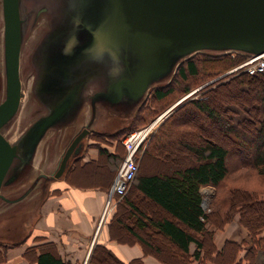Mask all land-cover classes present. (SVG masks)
Returning <instances> with one entry per match:
<instances>
[{
	"label": "trees",
	"instance_id": "trees-1",
	"mask_svg": "<svg viewBox=\"0 0 264 264\" xmlns=\"http://www.w3.org/2000/svg\"><path fill=\"white\" fill-rule=\"evenodd\" d=\"M247 57L196 53L179 63L168 83L150 90L152 104L144 101L126 127L112 134L90 131L88 136L97 141L115 142L119 147L124 134L134 128L138 118L150 121L149 114L152 117L156 109L154 102L177 96L176 83L182 85L179 91L186 92L191 88L186 82L191 77L198 78L201 69L216 74ZM235 72L238 73L230 79L221 78L207 86L201 98L187 99L172 110L150 137L128 192L118 201L114 198L116 207L111 223L145 242L152 254L163 257L164 264H194V260L195 264H206V259L216 264H262L259 255L263 253L264 257V236L257 238L256 234L264 226V197L259 195L257 183L252 188L248 183L251 177H259L264 187V72L249 74L240 69ZM230 86L236 93L225 91ZM251 101L254 103L250 104ZM257 112L261 113L258 119ZM111 138L114 140L110 141ZM97 147L100 163L114 167L115 173L123 152L110 153ZM73 157L78 161V157ZM145 160H149V167L143 168ZM69 165L70 159L66 173ZM241 170H246L243 177L235 173L230 179L233 172ZM205 186L216 189L209 211L203 207L204 197L200 192ZM236 212L250 231L252 242L258 245L257 248L249 245L243 261L238 256L244 248L242 243L226 241L216 250L213 230L209 229L210 226L222 228ZM153 238L168 245L164 248ZM191 243L195 245L193 251ZM86 264L143 262L135 259L124 263L111 249L96 244Z\"/></svg>",
	"mask_w": 264,
	"mask_h": 264
},
{
	"label": "water",
	"instance_id": "water-1",
	"mask_svg": "<svg viewBox=\"0 0 264 264\" xmlns=\"http://www.w3.org/2000/svg\"><path fill=\"white\" fill-rule=\"evenodd\" d=\"M69 3L57 0V13L51 23L57 28V43L60 40L63 46L66 34H69L68 43L77 35L74 31L59 30L64 16L72 13L66 9ZM70 4L76 8L80 20L91 23L98 20L100 33L121 38L123 48L131 45L138 60L131 66L123 60L125 70L104 84H96L94 91L89 82L92 73L84 83L70 84L62 97L45 105V112L25 129L17 141L10 142L2 128L17 113L23 98L19 76L23 19L21 0H1L5 83L4 97L0 102V190L4 184L19 179L22 163L30 167L37 146L47 131L72 124L83 104L90 105L92 116L63 152L54 177L61 176L69 159L82 149V139L93 123L97 103L106 109L122 105L121 113L130 115L150 84L172 76L179 63L198 49L248 51L252 56L264 54V0H73ZM41 11H46V7L38 13ZM85 27L89 31L88 26ZM90 28L95 34L96 29L91 25ZM48 37L49 32H46L45 41L42 38L35 53L37 79L33 90L37 85L39 90L33 92L40 93L41 97L46 90L40 66L43 44L45 42L46 45ZM105 42L110 43L108 40ZM15 160H19V164H15ZM40 177L48 178L45 174L37 176L23 196L9 199V202L24 197ZM203 207H206L205 202Z\"/></svg>",
	"mask_w": 264,
	"mask_h": 264
},
{
	"label": "rangeland",
	"instance_id": "rangeland-1",
	"mask_svg": "<svg viewBox=\"0 0 264 264\" xmlns=\"http://www.w3.org/2000/svg\"><path fill=\"white\" fill-rule=\"evenodd\" d=\"M69 2L71 3L73 2V0H66V4ZM70 3L66 6V9H69L72 13L70 16H64L62 28H60L59 30L63 31L66 29L74 31L77 32V35L73 40H71V43H68L67 38L69 34H66V44H64L63 46L60 44V40L57 43L55 36L57 28L55 27L54 23L51 24L52 17H55L57 13V0L56 3L53 0H21V12L23 19V42L22 50L20 53V79L22 84L21 87L23 92V98L21 100V104L17 113L7 123H5V125H3L4 128L8 124L4 128L3 132H5V135L10 142L17 141L21 134L24 133L25 129L28 128L32 123H34V121L45 112V105L47 106L49 103L54 102L60 96L62 97L64 95L63 91H66L70 84L76 82L77 84L84 83L85 81H87L89 74L92 73L89 82L91 84L90 87L92 88V91H94L96 89V84H104L106 80H108L109 78H113L114 76L122 73L125 70V68L123 67V60L130 64V66L138 60L135 57V52L133 51L131 45H126V47L123 48L121 38H117L116 36L110 33H107L106 36L100 33L98 20L96 21V23L80 20L79 13L76 11V8L71 7ZM41 7H46V11L39 12L37 16L36 11ZM85 25L88 26L87 29H89V31L86 30ZM90 25L96 29L95 34H93V30L90 28ZM46 32H49V37L46 45L45 42L43 44L44 52L42 58V65L40 66L42 69V74L45 77V86L43 88H45L46 91L43 92L41 97L40 93L35 94L33 92L39 90L38 85L35 87V90H33L34 76L35 72L37 71L35 67V61L37 59L35 51ZM45 39L46 38H43L44 41ZM107 40L110 42L109 44L105 42ZM198 50L199 51L197 52L194 51L193 53H191L189 57L195 55L196 53H206L210 55H220L227 53L234 57L238 54H244L248 57L246 60L234 64L233 67L224 71H219L216 74H208L207 69H201L198 78L191 77L190 79H188L189 81L186 82L187 86L191 87L188 91H179L182 90V85L180 84V82H178L175 84V89H177L178 92L176 95L178 97L175 96L174 98L172 97L171 100L154 102L153 107L156 109L152 117L151 114H149L150 121H147V119L143 120L142 118H138L134 124V128H132V130H129L128 133L126 132V134H124V136H126L132 132H137L138 130L143 129L145 127L150 130L148 136L149 139L147 140V143H145V141V144L143 143L144 145L142 144L137 150L138 155L144 154L146 146L153 133L163 123V121L172 112V110L175 107L184 103L185 100L191 98H201L204 93L203 91L207 86L212 85L213 83H215V81L220 80L221 78L225 79L227 77L228 79L229 77L230 79V76L232 77L233 75H235V73H238L235 72L236 70H247L249 74H257L264 72V70H258L256 72H253L251 70L252 66L246 64L252 57V55L248 51H242L244 53H241L233 50L230 52H227L228 50ZM147 54L148 53H146V55ZM96 67L98 68L97 71ZM172 76L170 75L169 77H167V79L163 81L159 80L157 82L155 81V83L150 84L149 89H147L146 93L143 94V101H146L147 105H151L152 103L149 99L150 90L156 86H161L165 83H168ZM164 78L166 77H163V79ZM4 83L5 80L3 63V20L0 0V102L1 100H3L4 97ZM232 87L233 86H230L225 91L229 94H234V92L236 93L235 89H233ZM41 98L43 99V101H41ZM253 103L254 101H251L250 104ZM100 104L101 103H97V108L99 111L104 110L108 112V110H115L120 112L117 113L116 117H114V115L110 113L108 114V117H105L107 116V114L103 113V117H99L98 122L96 124L93 123L90 126L88 133L90 131H95V128L97 126L102 131H111L117 128L118 126L126 123L128 119L129 121H131V118H127L126 120L123 117V114L121 113L122 105H116L109 109H106ZM84 109L85 110H83L81 116H77L72 124L67 125L63 129L55 128L48 130L37 146L30 167H25V165L22 163V166L20 167L22 171L20 170L21 175L19 176V179L14 183L4 184L2 186L1 193L7 195V198L0 197V223H5L7 221L6 227H8L10 220L17 219L19 215H21L22 213H27L33 208V206H35L37 200L35 197L37 193L42 190V187L45 182L39 183V185H37V188H34L32 192L29 191L24 197L20 198V200L18 201L9 202V199L13 200L20 196H23L31 185V181L34 180L37 175L41 173L45 175H51L55 172L63 152L70 144L74 136L83 128V126L87 123L89 119V105L87 104ZM169 110L171 111L168 112ZM144 114L147 115V112L144 111ZM256 115L258 119L260 118L261 113L257 112ZM28 135H30V133H28ZM87 135L82 139V142H88V150L84 158L88 156V153L90 154V149L96 148V146L100 143H105L104 139H102V141H97L91 138L90 136V139L88 140ZM111 139L110 141L114 140ZM148 161L149 160H145L142 162L143 168L149 167ZM19 162V160L14 161L15 164H19ZM243 171L246 170H241L240 172H233L230 176V179L235 177L236 174L243 177ZM248 172L250 174L253 173L254 175L253 171L248 170ZM260 179L261 178L259 177H251V180L249 181L248 185L250 188H252L257 183V191L258 193H260L259 195L261 197H264V187L260 185ZM213 188L214 191L211 195H205L206 210L208 209V211L210 210V207H212L211 203L216 195V189L215 187ZM220 197H223L222 191ZM241 227L246 231V238H243L239 242L242 243L244 247L238 252V256L240 257L239 260L243 261V259L247 258L245 254L247 248H249V245L253 244V247L255 248H257L258 245L256 246L255 243L252 242L250 231L241 223L240 214L238 212L234 213L232 215V218L226 224H224L222 228L216 229L210 226L209 229L213 230L214 241L216 232H219V235L222 232H230L231 235L235 237H240L242 232ZM263 236L264 226L259 228L256 234L257 238ZM153 239L158 241L157 238ZM245 240H247V242H244ZM225 242H223L219 249L214 245L216 250H220L224 246ZM160 244L162 247L165 248L166 244ZM262 254L263 253H260L259 255V261L263 264L264 257L262 256ZM205 262L206 264H216L211 259H206ZM193 263L195 264L197 263V261L194 260Z\"/></svg>",
	"mask_w": 264,
	"mask_h": 264
},
{
	"label": "crops",
	"instance_id": "crops-1",
	"mask_svg": "<svg viewBox=\"0 0 264 264\" xmlns=\"http://www.w3.org/2000/svg\"><path fill=\"white\" fill-rule=\"evenodd\" d=\"M143 102L141 99L130 115L124 113L123 117L132 120ZM86 105L87 103L82 105L78 117L81 116ZM89 108L90 119L92 116L90 105ZM103 113L107 114L105 117H108L109 113L114 117L117 115L115 111H99L96 108L93 123L96 124L99 117H103ZM129 123L131 121L128 119L126 123L111 131H102L97 126L95 131L112 134ZM87 137L89 140L90 137L88 135ZM87 145L88 142H82V149L75 155L78 161L73 156L70 158L69 173L64 171L59 177L47 174V179L39 178L34 188L43 182L46 183L45 188L37 193L36 204L30 211L22 213L17 219L10 220L8 227H6L7 221L0 223V264H86L96 244L111 249L124 263L140 259L143 264H164L162 262L164 259L152 254L145 242L124 227L111 223L116 207L114 202L109 214L101 220L107 191L126 154L124 146L118 147L115 142L107 141L99 144L110 153L116 150L123 152V159L114 173L112 172L114 167L107 168L106 164L100 163L97 146L90 149V154L88 153L84 158L88 150ZM141 157L140 154L139 166ZM213 191L212 186L200 189L204 197L203 204L205 195H211ZM241 229L240 237H235L230 232H222L220 235L216 232L214 245L219 249L225 241L240 242L246 238V231L242 227ZM158 241L161 243L160 240ZM194 248L195 245L191 243L190 250Z\"/></svg>",
	"mask_w": 264,
	"mask_h": 264
},
{
	"label": "built area",
	"instance_id": "built-area-1",
	"mask_svg": "<svg viewBox=\"0 0 264 264\" xmlns=\"http://www.w3.org/2000/svg\"><path fill=\"white\" fill-rule=\"evenodd\" d=\"M246 64L252 66L251 70L253 72L264 70V55L252 56ZM146 131L148 134H146ZM149 132L150 130L145 127L122 138L121 143L125 148L126 154L110 184L101 220L106 218L111 211L112 205L115 203L114 198L117 197V201L120 200L133 184L139 169L140 155L137 154V150L145 141L147 143Z\"/></svg>",
	"mask_w": 264,
	"mask_h": 264
},
{
	"label": "flooded vegetation",
	"instance_id": "flooded-vegetation-1",
	"mask_svg": "<svg viewBox=\"0 0 264 264\" xmlns=\"http://www.w3.org/2000/svg\"><path fill=\"white\" fill-rule=\"evenodd\" d=\"M41 8H43V7H41ZM41 8H39L37 11H36V13H37V16H38V11L41 9ZM41 12H43V11H41ZM22 13V12H21ZM36 16V15H35ZM37 51V50H36ZM36 51H35V53H36ZM20 73H21V68H20V64H19V76H20ZM20 78H21V76H20ZM36 79H37V71L35 72V76H34V81H33V83L36 81ZM20 81H21V79H20ZM21 86H22V84H21ZM22 88V87H21ZM2 101V100H1ZM20 104H21V102H20ZM20 107V106H19ZM11 123V122H10ZM8 125V124H7ZM6 125V126H7ZM10 125V124H9ZM5 126V127H6ZM4 127V128H5ZM4 128L2 129V130H4ZM2 133L4 134V136H6L5 135V132H3L2 131ZM7 138V137H6ZM27 175H29V174H27ZM40 175H43L42 173L40 174ZM0 194H1V196L3 197V198H7L6 196L7 195H5V194H3V193H1V190H0Z\"/></svg>",
	"mask_w": 264,
	"mask_h": 264
},
{
	"label": "bare ground",
	"instance_id": "bare-ground-1",
	"mask_svg": "<svg viewBox=\"0 0 264 264\" xmlns=\"http://www.w3.org/2000/svg\"><path fill=\"white\" fill-rule=\"evenodd\" d=\"M22 50V49H21ZM262 55H264V54H262ZM146 134H148V132L146 131Z\"/></svg>",
	"mask_w": 264,
	"mask_h": 264
}]
</instances>
